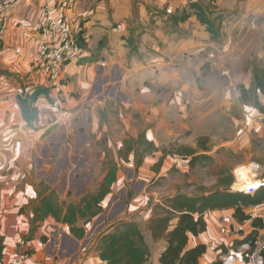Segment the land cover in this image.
Returning <instances> with one entry per match:
<instances>
[{"label":"crops","instance_id":"obj_1","mask_svg":"<svg viewBox=\"0 0 264 264\" xmlns=\"http://www.w3.org/2000/svg\"><path fill=\"white\" fill-rule=\"evenodd\" d=\"M43 2L15 0L0 37V264H106L97 249L101 238L122 220L148 223L150 194L156 202L178 192L146 189L152 177L166 176V156L157 169L161 150L144 152L132 140L140 135L145 145L159 148L179 136L169 122L173 118L181 128L185 114L174 94L187 98L191 116L207 108L214 93L202 98L194 85L197 76L210 61L233 56L230 39H220L227 26L239 37L236 57L250 59L264 39L258 35L264 31V0H75L71 15L85 34L81 54L63 68L60 92L37 68L41 39L26 33H37ZM192 3L202 5L218 36L199 21ZM185 13L186 19L178 20ZM220 66L224 70V62ZM35 91L37 116L28 120L22 102ZM64 110L66 122H57ZM113 173L95 216L77 213L71 224L63 221L69 204L79 206L89 193L99 194ZM235 186L230 188L243 192ZM43 200L59 208L58 218L52 212L39 218ZM254 210L264 213L257 205L247 211ZM232 214L230 208L210 211L204 216L206 232L189 235L188 246L206 245L199 264H211L219 250L238 242V232L219 233L221 224L237 230ZM240 224L248 232L252 228L251 219ZM147 232L142 231L151 253L147 264H160L166 241Z\"/></svg>","mask_w":264,"mask_h":264},{"label":"rangeland","instance_id":"obj_2","mask_svg":"<svg viewBox=\"0 0 264 264\" xmlns=\"http://www.w3.org/2000/svg\"><path fill=\"white\" fill-rule=\"evenodd\" d=\"M229 20H231V17H229ZM251 26L254 27L255 24L253 23ZM226 30L222 33V36L220 34V39H228V41L230 39L234 51L233 56L228 54L223 61L224 70L220 66V63L223 62L212 63L210 61L209 64H206L202 77L197 76L194 82L197 92L202 93V98L214 93L209 99L207 108L199 109L195 115L192 112L191 116L190 105L184 100L187 98L184 95L174 94V97H178L180 103H182L183 111L180 113L185 115H180V123H183V125L179 128L178 126L181 124L176 123L173 118L170 120L169 123L177 129L179 136L174 140L158 144L160 150L166 149V153H168L164 165L166 176L152 177L149 180L150 182L148 181L149 186L147 185L146 188L148 191L157 189L160 192H172L176 189L178 192L182 191L184 194L194 195L205 190L221 188L218 184L231 176L233 181L230 187L235 184L236 186L242 184L244 179L264 178V115L252 107L254 84L251 70V62L254 58L260 59L264 64V58H259V54L264 52V39L256 46L257 50H252L250 59L246 61L236 57L239 51L234 43L237 42L239 37L234 35L235 31L230 26H227ZM237 32L240 33L241 31L237 30ZM242 32V34H246V31ZM258 35L263 37L264 31H260ZM214 48L220 50V44H215ZM215 51L218 54L217 50ZM241 85H244L248 90V100L246 102L241 99ZM203 88L204 90L208 88L209 91H203ZM259 95L262 100L263 97L261 94ZM210 107L215 108L209 109ZM138 137L140 135L133 140V144ZM140 147L144 150L148 148L147 145H141ZM185 147L196 149L194 155H188L191 156V165L182 163L177 165L173 161L171 164L173 154H181ZM109 159L111 158L102 159V161H109ZM117 160L120 162L121 159ZM254 170L256 174L247 172H254ZM141 171L144 181H147L149 177H145L144 171ZM147 199L149 204L155 206L163 198L159 196V200L155 202L152 201L150 194ZM158 212L162 211L158 210ZM140 229L146 233L148 230L147 223L140 224ZM153 247L155 248L153 253L157 252L159 245Z\"/></svg>","mask_w":264,"mask_h":264},{"label":"trees","instance_id":"obj_3","mask_svg":"<svg viewBox=\"0 0 264 264\" xmlns=\"http://www.w3.org/2000/svg\"><path fill=\"white\" fill-rule=\"evenodd\" d=\"M191 6L196 7V14L202 24L207 25V29L213 35L218 36L219 30L215 26L214 21L207 17L205 9L202 5L192 3ZM187 13L179 17L178 20H185ZM76 21H78L76 19ZM175 21H177L175 19ZM79 32L77 34V42L81 47V39H83L84 30L82 23H79ZM252 64V76L254 84V99L253 108L257 109L264 115V64L258 58H254ZM241 99L247 101L248 90L244 85L240 86ZM263 99H260V95ZM38 92L35 91L29 95V101L26 97L22 102V113L25 119L36 118L37 107L35 101ZM142 137L135 142L139 146L145 145L141 141ZM133 141V140H132ZM135 144V143H134ZM148 148L144 152L160 150L153 143L147 144ZM137 148V147H136ZM162 157L157 161L155 168L159 169L164 157L168 154L166 149H161ZM196 149L185 147L181 151V156L194 155ZM175 154V153H174ZM178 154V155H179ZM191 157V156H190ZM126 159V158H124ZM142 162V158L137 160V166ZM191 165V159L190 164ZM115 179V175L110 174L105 177L104 184L101 186L99 194L89 193L85 196L79 206L69 204L68 214L64 215L63 221L71 224L74 222L75 216L78 213L80 217L91 218L97 214L101 208L100 202L109 192V186ZM233 181L231 176L229 179L222 180L218 186L221 188L215 190H205L202 193L187 195L177 192L174 195L163 197V201L158 202L153 207V214L150 216L147 228L151 233L152 239H165L166 246L160 253V264H199V259L203 256L206 250V245L203 243L188 246L189 235H202L207 230V223L204 215L207 212L220 209H233V218L240 223L251 219L252 227L262 226V221L259 218H252L247 211L249 207L258 205L264 202V186H261L253 194L233 191L230 185ZM48 201V199H47ZM43 200L41 213L39 218L52 212L55 217H59V208H53L51 200L47 202ZM47 202V203H46ZM44 210H47L46 212ZM158 210L162 212H158ZM35 221V217H34ZM74 229L71 228V231ZM239 242H235L233 247H236ZM99 256L106 264H147L150 258V248L146 244L144 235L137 222L132 220H122L115 224L113 232L101 238L97 245ZM211 264H220L219 260H214Z\"/></svg>","mask_w":264,"mask_h":264},{"label":"built area","instance_id":"obj_4","mask_svg":"<svg viewBox=\"0 0 264 264\" xmlns=\"http://www.w3.org/2000/svg\"><path fill=\"white\" fill-rule=\"evenodd\" d=\"M14 1H0V37L5 29L6 11ZM74 2L75 0H44L40 14L41 23L35 31L37 33L26 31L31 33L30 38L41 39L36 65L57 92L61 91L64 66L73 58L79 57L82 49L77 42L79 22L71 15ZM55 10L58 13H55ZM67 115V111H61L57 122L65 123ZM190 159L189 156L173 154L171 164L173 161L177 165H189ZM255 170L247 172L253 174ZM254 180H244L240 184L244 193L253 194L259 185L264 186V178ZM257 206L264 207V202ZM250 215L252 218L261 219L262 226L252 227L248 232L241 224L236 227V231L228 224L219 225L220 234L230 235L238 232L239 236L236 247H233L232 243L231 246L219 250L217 259L220 264H264V213L254 210Z\"/></svg>","mask_w":264,"mask_h":264},{"label":"bare ground","instance_id":"obj_5","mask_svg":"<svg viewBox=\"0 0 264 264\" xmlns=\"http://www.w3.org/2000/svg\"><path fill=\"white\" fill-rule=\"evenodd\" d=\"M248 177V176H247ZM248 179V178H247ZM245 180V179H244ZM256 184H258L257 182H256ZM260 187V185L258 186V188Z\"/></svg>","mask_w":264,"mask_h":264},{"label":"clouds","instance_id":"obj_6","mask_svg":"<svg viewBox=\"0 0 264 264\" xmlns=\"http://www.w3.org/2000/svg\"><path fill=\"white\" fill-rule=\"evenodd\" d=\"M251 195V194H250Z\"/></svg>","mask_w":264,"mask_h":264}]
</instances>
